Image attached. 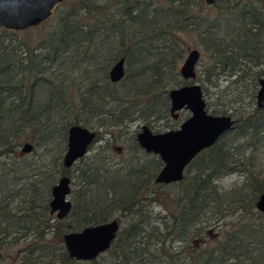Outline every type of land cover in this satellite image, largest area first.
I'll list each match as a JSON object with an SVG mask.
<instances>
[{
  "label": "trees",
  "instance_id": "16d2710c",
  "mask_svg": "<svg viewBox=\"0 0 264 264\" xmlns=\"http://www.w3.org/2000/svg\"><path fill=\"white\" fill-rule=\"evenodd\" d=\"M189 45L199 52L194 82L207 110L238 123L190 162L181 181L156 184L162 162L134 135V158L151 160L124 173L106 167L99 150L75 172L63 166L73 125L101 129L96 142L135 119L169 116V90L187 84L180 66ZM120 58L125 73L113 83L109 70ZM263 76L264 0H64L40 26L0 30V264L85 263L68 256L63 236L113 219L120 229L106 264H264V213L255 206L264 171L254 170L264 110L244 104V96L256 99ZM123 81L127 90L117 87ZM25 143L31 152L21 151ZM235 172L242 185L219 186ZM65 175L78 187L58 219L51 189ZM152 206L166 213L152 215ZM210 220L214 232L206 230ZM103 255L86 263L102 264Z\"/></svg>",
  "mask_w": 264,
  "mask_h": 264
},
{
  "label": "water",
  "instance_id": "95a60500",
  "mask_svg": "<svg viewBox=\"0 0 264 264\" xmlns=\"http://www.w3.org/2000/svg\"><path fill=\"white\" fill-rule=\"evenodd\" d=\"M64 0H0V30L23 31L40 26L53 15ZM199 52L191 50L185 58L180 73L184 79L195 77L194 67ZM124 58H120L109 70V79L115 83L124 76ZM170 113L176 118L178 112L187 110L190 116L177 129L153 132L146 124L136 134L139 147L149 154L159 157L162 162L154 178L156 184L167 185L182 180L190 162L203 150L215 142L238 122L231 115H215L206 108L205 98L199 83L193 82L171 88L168 92ZM256 107L264 110V76L258 80ZM96 138V132L73 125L67 131L66 150L62 163L67 169L87 155ZM32 146L25 143L21 151L29 153ZM71 179L65 175L58 179L51 189L50 213L63 219L71 210L69 194ZM258 211L264 213V191L256 201ZM120 229L116 219L86 226L63 236L67 254L76 261L89 262L105 253L115 240Z\"/></svg>",
  "mask_w": 264,
  "mask_h": 264
},
{
  "label": "rangeland",
  "instance_id": "374dc122",
  "mask_svg": "<svg viewBox=\"0 0 264 264\" xmlns=\"http://www.w3.org/2000/svg\"><path fill=\"white\" fill-rule=\"evenodd\" d=\"M195 48L192 47V45H189L188 47V51L186 52L185 58L187 57L188 53L191 50H194ZM184 58V60H185ZM183 60V62H184ZM183 62L181 63V66L183 64ZM197 63L195 64L194 67V71H196L197 68ZM180 66V68H181ZM81 75H76V80L78 81H82L81 84L84 85V87L86 86V83L84 81V72L80 73ZM83 75V76H82ZM183 78V77H182ZM187 81V84L189 83H193L194 81H192V79H185ZM191 81V82H190ZM221 82V81H219ZM225 81H222V86L225 85L224 83ZM127 82L123 81V83L119 84L117 87L120 90H127L128 86H125ZM181 86V85H180ZM179 87V86H178ZM82 90V88H81ZM258 90V88H257ZM204 96V95H203ZM244 104L245 106H247V108L251 109L254 107V103L256 102L255 100L252 101V99L248 96H244ZM256 104V103H255ZM185 114H188V112H186ZM146 122H150L148 124H146ZM146 124L148 125L154 132H163L167 129H171V127L175 128L178 126L179 122L174 121L170 115L169 116H164V117H159L158 118H150V120H138L135 119L134 121H132L131 123H129L127 125V127H124V129H120V128H112L113 130V134L110 136L109 134H105V135H100V137H102L100 140L94 142V149L88 151L86 158L88 156H92V158L95 157L94 154H96V152L99 150V152H101V154L99 153L100 156H105V163H106V167H108L111 170H118L122 171V173H124L126 171L125 166L132 164L136 165V164H140L141 162H148L150 161L151 157L150 156H145V154H142L140 152L141 157L139 159H135L133 156V152L130 149L131 147V135H134L136 132H138V130H140V127ZM84 127H87L95 132H100L102 133L101 129H96L94 126H89L86 125ZM50 147L53 146L55 147V142H52L51 145H49ZM120 148L117 150V148ZM144 153V151H142ZM94 155V156H93ZM98 158V157H97ZM256 160V159H255ZM78 163L74 164L73 167H71V171L73 170V172L76 171V168L80 165H77ZM255 166H254V170L255 171H264V146L261 148V150L259 151V155H258V161L254 162ZM77 165V166H76ZM245 180V177L243 175H241L240 173L238 174L237 172L232 173L228 176H225L224 178H222L218 184L220 187L224 188V189H230L231 187L235 186H240L243 184ZM76 180H71V191L69 194V200L71 201V197L73 194V189L77 188V184H75ZM74 183V184H73ZM151 212L153 213L152 215H155L156 213L159 212V215L162 216L164 215L166 212L165 211H160V207L158 206H152L151 208ZM206 230L207 231H211L213 230L214 226L213 224V220H210L207 223H204ZM214 232V231H211ZM195 239V238H194ZM196 240V239H195ZM195 240H193V242L197 243ZM194 243V244H195ZM174 244H178V243H174ZM100 263L102 264H106L107 261L109 260V258L105 255L102 256V258H99ZM79 264H89V263H79Z\"/></svg>",
  "mask_w": 264,
  "mask_h": 264
},
{
  "label": "flooded vegetation",
  "instance_id": "af4514ba",
  "mask_svg": "<svg viewBox=\"0 0 264 264\" xmlns=\"http://www.w3.org/2000/svg\"><path fill=\"white\" fill-rule=\"evenodd\" d=\"M195 78V77H194ZM194 78H192V81L194 80ZM186 112H188V114H185ZM169 115H170V117L174 120V121H177V122H179V124H178V126L177 127H175V128H173V127H171V129H177L178 127H179V125L185 120V119H187L189 116H190V112L189 111H187V110H182V111H180V112H178V116L175 118L171 113H170V101H169ZM234 118V117H233ZM236 119V118H235ZM238 123V122H237ZM143 125H145V124H143ZM142 125V126H143ZM148 126V125H147ZM149 127V126H148ZM141 128V127H140ZM150 128V127H149ZM151 129V128H150ZM152 130V129H151ZM167 130H169V129H167ZM167 130H165V131H167ZM139 131V130H138ZM153 131V130H152ZM154 132V131H153ZM164 132V131H163ZM138 132H136V134H137ZM136 134H135V140H136ZM118 149H120L119 147L117 148V150ZM53 215H55V213L53 214Z\"/></svg>",
  "mask_w": 264,
  "mask_h": 264
},
{
  "label": "bare ground",
  "instance_id": "6f19581e",
  "mask_svg": "<svg viewBox=\"0 0 264 264\" xmlns=\"http://www.w3.org/2000/svg\"><path fill=\"white\" fill-rule=\"evenodd\" d=\"M207 37V36H206ZM207 40V39H206ZM205 40V41H206ZM250 41V40H249ZM252 42V41H251ZM239 43V42H238ZM237 44V43H236ZM249 44H250V42H249ZM253 44H255V43H253ZM239 45V44H238ZM223 46V45H222ZM252 46V45H251ZM258 46V45H257ZM225 47H226V45H225ZM242 47V46H241ZM243 48V47H242ZM255 48V47H254ZM228 49V48H227ZM245 49V48H244ZM225 50V49H224ZM234 50V49H233ZM241 51H242V49H241ZM246 51V50H245ZM237 52H239V51H237ZM252 52V51H251ZM263 52V51H262ZM235 53V52H234ZM245 54V53H244ZM257 54V53H256ZM232 55V54H231ZM255 55V54H254ZM262 55V54H261ZM250 58V57H249ZM248 58V59H249ZM221 59V58H220ZM225 59V58H224ZM237 59V58H236ZM233 60V59H232ZM239 61V60H238ZM232 62V61H231ZM243 62V61H242ZM221 63V62H220ZM236 63V62H235ZM246 63V62H245ZM255 63H257V62H255ZM263 63V62H262ZM232 64H234V63H232ZM238 64V63H237ZM244 64V63H243ZM259 64H260V62H259ZM235 65V64H234ZM241 65H242V63H241ZM247 65V64H246ZM258 65V64H257ZM213 67V66H212ZM211 67V68H212ZM221 67V66H220ZM226 67V66H225ZM246 67V66H245ZM244 67V68H245ZM235 68H236V66H235ZM238 68H239V66H238ZM247 68V67H246ZM222 69V68H221ZM240 69V68H239ZM207 70V69H206ZM226 70V69H225ZM214 71V70H213ZM228 71V70H227ZM230 71V70H229ZM244 71V70H243ZM249 71V70H248ZM260 71V70H259ZM195 72V71H194ZM232 72V71H231ZM261 72V71H260ZM215 73V72H214ZM217 73V72H216ZM225 73V72H224ZM259 73V72H258ZM207 74V73H206ZM231 74V73H230ZM196 75V74H195ZM216 75V74H215ZM222 75V74H221ZM228 75V74H227ZM256 75H257V73H256ZM213 76V75H212ZM207 77V76H206ZM243 77V76H242ZM256 77V76H255ZM184 79V78H183ZM197 79V78H196ZM195 79V80H196ZM206 79V78H205ZM216 79V78H215ZM228 79V78H227ZM245 79V78H244ZM233 80V79H232ZM194 81V80H193ZM197 81V80H196ZM203 81V80H202ZM207 81H210V80H207ZM191 82V81H190ZM185 83V82H184ZM235 83H236V81H235ZM203 85V84H202ZM230 89V88H229ZM226 90V89H225ZM231 90V89H230ZM168 95V94H167ZM169 102V101H168ZM215 109H216V107H215ZM150 117H152V116H150ZM132 118V117H131ZM158 120H159V118H158ZM225 136V135H224ZM238 141V140H237ZM247 142V141H246ZM263 142V141H262ZM252 143V142H251ZM253 144V143H252ZM243 145H244V142H243ZM254 145V144H253ZM258 145V144H257ZM239 148V147H238ZM250 148V147H249ZM224 171V170H223ZM236 171H238V169L236 170ZM241 171V170H240ZM245 173H246V171H245ZM133 174V173H132ZM134 175V174H133ZM136 176V175H135ZM87 177V176H86ZM131 177V176H130ZM112 179V178H111ZM133 179V178H132ZM118 180V179H117ZM123 180V179H122ZM129 180V179H128ZM135 181V180H134ZM129 182H130V180H129ZM135 182H137V181H135ZM133 183V182H132ZM117 184V183H116ZM122 186V185H121ZM124 186H126V185H124ZM81 202V201H80ZM162 217V216H161ZM209 218V217H208ZM212 219H213V217H212ZM169 222V221H168ZM170 224V223H169Z\"/></svg>",
  "mask_w": 264,
  "mask_h": 264
}]
</instances>
